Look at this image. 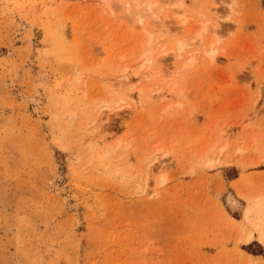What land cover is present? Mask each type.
Masks as SVG:
<instances>
[{"label": "rangeland", "instance_id": "1", "mask_svg": "<svg viewBox=\"0 0 264 264\" xmlns=\"http://www.w3.org/2000/svg\"><path fill=\"white\" fill-rule=\"evenodd\" d=\"M262 217L264 0H0V264H264Z\"/></svg>", "mask_w": 264, "mask_h": 264}, {"label": "bare ground", "instance_id": "2", "mask_svg": "<svg viewBox=\"0 0 264 264\" xmlns=\"http://www.w3.org/2000/svg\"><path fill=\"white\" fill-rule=\"evenodd\" d=\"M182 24H184L186 21L185 20H181ZM199 37L201 36V34L198 35ZM262 221L264 223V217H262Z\"/></svg>", "mask_w": 264, "mask_h": 264}]
</instances>
